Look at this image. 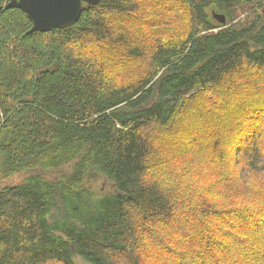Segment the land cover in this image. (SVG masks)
Segmentation results:
<instances>
[{"label":"trees","instance_id":"16d2710c","mask_svg":"<svg viewBox=\"0 0 264 264\" xmlns=\"http://www.w3.org/2000/svg\"><path fill=\"white\" fill-rule=\"evenodd\" d=\"M32 26L0 12V264H264V0Z\"/></svg>","mask_w":264,"mask_h":264},{"label":"water","instance_id":"95a60500","mask_svg":"<svg viewBox=\"0 0 264 264\" xmlns=\"http://www.w3.org/2000/svg\"><path fill=\"white\" fill-rule=\"evenodd\" d=\"M101 0H9L3 9L20 8L23 10L33 26L28 33L34 31L47 32L55 28H65L75 24L81 17L84 3L96 5ZM220 20L226 22L222 15Z\"/></svg>","mask_w":264,"mask_h":264},{"label":"rangeland","instance_id":"374dc122","mask_svg":"<svg viewBox=\"0 0 264 264\" xmlns=\"http://www.w3.org/2000/svg\"><path fill=\"white\" fill-rule=\"evenodd\" d=\"M244 15H241L240 17H243Z\"/></svg>","mask_w":264,"mask_h":264},{"label":"built area","instance_id":"2783aa9c","mask_svg":"<svg viewBox=\"0 0 264 264\" xmlns=\"http://www.w3.org/2000/svg\"><path fill=\"white\" fill-rule=\"evenodd\" d=\"M0 124H1V122H0Z\"/></svg>","mask_w":264,"mask_h":264}]
</instances>
